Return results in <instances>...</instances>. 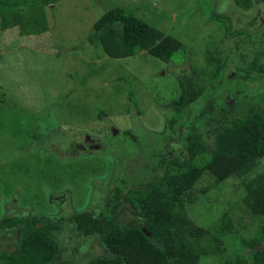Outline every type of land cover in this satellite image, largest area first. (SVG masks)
Returning a JSON list of instances; mask_svg holds the SVG:
<instances>
[{
  "label": "rangeland",
  "instance_id": "obj_1",
  "mask_svg": "<svg viewBox=\"0 0 264 264\" xmlns=\"http://www.w3.org/2000/svg\"><path fill=\"white\" fill-rule=\"evenodd\" d=\"M4 1L19 2L10 8L0 4L10 21L19 9L25 10L20 22L27 11L36 14L27 7L38 0ZM251 3L242 9L236 0H58L43 7L47 30L42 34L26 36L19 26H0V220L62 218L54 234L62 259L84 264L91 256L108 257L96 237L74 229L70 216L97 212L123 178L147 183L159 175L155 153L166 131L165 108L179 93L178 78L203 86L188 116L203 110L214 92L226 104L229 95L251 102L250 94H237L256 88L248 77H264V70L252 69L253 61L264 69V5ZM115 7L175 39L180 50L167 64L143 52L106 57L98 43L88 45L86 39L92 24ZM215 15L224 17L227 31ZM83 137L101 147H89ZM127 143L131 150L124 148ZM212 183L204 175L193 186L188 216L208 229L227 215L249 235L252 218L237 207L244 195L240 181ZM7 235L0 232V249L3 242H15Z\"/></svg>",
  "mask_w": 264,
  "mask_h": 264
},
{
  "label": "trees",
  "instance_id": "obj_2",
  "mask_svg": "<svg viewBox=\"0 0 264 264\" xmlns=\"http://www.w3.org/2000/svg\"><path fill=\"white\" fill-rule=\"evenodd\" d=\"M57 1L32 2L27 8L34 9L36 14L27 11L24 22L19 21L24 9L12 14L13 21L7 19L9 15L0 13L1 30L19 26L26 36L44 33L47 28L43 7ZM255 1L264 5V0ZM17 3L0 0L1 5L9 8ZM236 5L248 9L252 3L236 0ZM223 18L214 16L227 31ZM86 43H98L108 58L123 59L143 52L164 64L181 48L178 41L120 7L108 10L92 24ZM252 69L258 74L264 70L255 61ZM250 81H256V88L251 90L254 93L247 91L240 96L246 98L250 94L251 102L246 104L237 97L232 105L229 101L226 104L214 92L203 110L188 116V107L199 99L203 86L192 81L184 83L178 78V96L165 108L168 114L164 132L165 139H169L161 141L155 153L160 158L159 175L147 183L135 179L133 184L130 178H123L106 195L97 212L70 216L76 231L96 237L108 253V257L91 256L84 264H206L208 261L264 264V77L257 75ZM124 133L130 135L128 131ZM126 145L127 150L133 147L131 143ZM114 154L115 158L120 156L117 150ZM150 169L153 172L154 167ZM204 175L212 178L211 187H219L232 177L240 181L244 195L237 207L252 218L249 235L241 233L244 228L237 227L227 215H221L208 229L197 226L188 216L186 208L195 201L192 188ZM126 179L128 182L124 183ZM62 224V218L56 221L26 216L2 219L0 231L16 233L18 239L12 251L0 253V264H77L60 257L54 234ZM230 242L234 244L229 245ZM243 249L250 252L241 255Z\"/></svg>",
  "mask_w": 264,
  "mask_h": 264
},
{
  "label": "flooded vegetation",
  "instance_id": "obj_3",
  "mask_svg": "<svg viewBox=\"0 0 264 264\" xmlns=\"http://www.w3.org/2000/svg\"><path fill=\"white\" fill-rule=\"evenodd\" d=\"M242 80H245V79H242ZM247 80H251V78H249L248 77V79ZM239 91V93H237L239 96L241 95L240 93H241V90H238ZM232 96H234V95H232ZM235 98H237L236 97V95L231 99V98H227L228 100H230L229 101V104H231L232 105V103H234L235 102ZM165 132L164 131H162V135L164 134ZM165 137H167V133H165L164 134V136H163V140H162V142L163 141H165V142H167L168 141V139H165ZM83 139H87V144L89 145V147H90V145H91V148H93V147H95V146H97V147H101V146H99L98 145V143H97V141L96 140H93V139H89V138H87V137H83ZM172 139V141L173 140H175V138H171ZM96 143V144H95ZM165 146H163V148H164ZM103 150V149H102ZM101 150V151H102ZM103 152H104V150H103ZM83 212H85V211H83ZM77 213H79V212H77ZM12 217V216H11ZM28 217V216H27ZM9 218V217H8ZM37 219H39V217H36ZM3 219H5V218H3ZM41 219H50V218H47V217H42ZM2 220V219H1ZM0 220V221H1ZM50 220H53V221H56V219H50ZM0 232H3V231H0ZM3 233H5V234H8L7 236H15L16 237V240L18 239V234H16V233H9V231H7V232H3ZM16 240H15V242H10V243H7V241L6 242H3V248H1L0 249V253H2V252H10V251H12L13 249H14V246H15V243H16Z\"/></svg>",
  "mask_w": 264,
  "mask_h": 264
}]
</instances>
